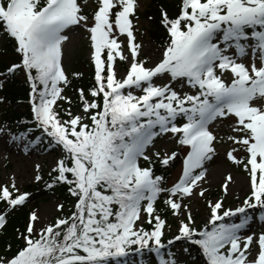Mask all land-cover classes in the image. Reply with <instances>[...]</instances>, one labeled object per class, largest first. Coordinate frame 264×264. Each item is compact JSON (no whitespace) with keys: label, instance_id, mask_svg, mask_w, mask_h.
<instances>
[{"label":"snow or ice","instance_id":"snow-or-ice-1","mask_svg":"<svg viewBox=\"0 0 264 264\" xmlns=\"http://www.w3.org/2000/svg\"><path fill=\"white\" fill-rule=\"evenodd\" d=\"M138 6V0H95L91 9L88 0H0V32L14 41L19 58L0 76L23 74L28 133L39 130L28 143L44 142L57 154L47 186H67L74 199L54 222L41 224L31 212L25 231L17 229L23 244L13 250L9 243L0 264H129L130 252L143 257L144 250L159 264H264V231L246 234L253 219L264 222V0H181L174 17L161 7L169 38L155 63L142 59L136 42ZM77 30L87 36L95 73L94 84L79 89L74 111L63 56ZM122 63L128 65L123 76ZM225 121L226 137L216 131ZM165 136L186 149L170 186L154 171L157 161L167 167L180 155L153 152ZM225 143L227 159L247 177V194L235 208L224 206L235 183L231 173L214 201L202 187L206 162ZM40 167L36 181L43 180ZM197 195L209 210L203 227L191 209ZM29 196L15 178L0 186V233ZM167 213L179 221L171 238Z\"/></svg>","mask_w":264,"mask_h":264},{"label":"rangeland","instance_id":"rangeland-1","mask_svg":"<svg viewBox=\"0 0 264 264\" xmlns=\"http://www.w3.org/2000/svg\"><path fill=\"white\" fill-rule=\"evenodd\" d=\"M153 1L154 0H138V19L133 18L136 42L142 45V59H148L150 63L159 61L162 58L164 51V47L153 42L150 39L149 34L146 33L147 29H149L151 25L149 21L142 16L143 11L151 5ZM167 1L179 2L181 0ZM88 4L91 9L95 6V0H88ZM121 39L124 38L121 37ZM4 41L3 37H0V49H2ZM79 56H84L92 64L89 41L86 34L82 30H77L71 33V40L64 48L63 64L68 74L71 72L72 62ZM127 71L128 65L126 63H122L120 65L121 76H123ZM20 78L25 81L23 74H20ZM184 90L190 92L194 91L187 87ZM66 94L71 97L67 92ZM79 110L80 108L77 110L75 109L74 111ZM5 121L6 120L3 117V103H0V129H2L0 130V186H10L12 179L15 178V182L20 191L30 194L27 204L32 211H36L38 213L40 223L47 224L54 222L55 219L62 213V211L58 209V205L63 203V201L54 193L47 191L44 185L46 177L49 176V173L55 164V156L57 154L51 153L39 155L35 149H31L28 145V141H33L36 136L28 139V137L25 138L21 135L18 136L5 132ZM229 123L230 121H225L223 124H218L216 126L217 134L225 137L230 134V128L228 127ZM13 136L17 137V139L14 140L12 138ZM26 147L28 149L27 151H25ZM227 148V143L218 144L217 155H215L211 161L206 162L205 166L208 170L206 177L207 182L202 183V187L207 189L205 196L214 201L223 195L221 185L224 183L227 175L231 173L235 178V183L230 185V193L224 200V206L235 208L242 203L245 195L247 194V177L240 168H237L227 159ZM177 150L180 152V155L175 160L176 165L170 169V175L167 179L169 186L179 178V174L182 169V158L183 155L186 154V149L179 148V146H177L174 141L169 140L167 136L158 138L156 141V147L153 149V152L159 151L162 155L165 152L170 153L171 151ZM238 155L242 156L243 153H239ZM37 164L41 166L39 169V174L43 176V180L41 181L35 180V176L38 174L36 169ZM66 209L67 208L64 210ZM191 209L195 216L197 226L203 227L207 223L209 216V210L207 208L205 198L199 197L198 195L194 196L191 199ZM247 211L253 217H257L260 212L259 209H249ZM167 219L168 223L171 225L170 230L167 232V236L168 238H171L173 235L177 234L179 221L172 215ZM234 222H238V220H235ZM145 227L150 229V226L147 224H145ZM260 231H264V222L259 219H253L250 222V228L247 230L246 234H251V232L259 233ZM181 243L182 242L177 243L172 248V251H178ZM128 256L131 260L130 263L133 261L139 263L141 260H145L148 257V259L155 258L159 261V258L156 257L155 253H148L147 250H144L143 257L135 252H130ZM193 257L197 260L200 259L197 256L195 249H193Z\"/></svg>","mask_w":264,"mask_h":264},{"label":"trees","instance_id":"trees-1","mask_svg":"<svg viewBox=\"0 0 264 264\" xmlns=\"http://www.w3.org/2000/svg\"><path fill=\"white\" fill-rule=\"evenodd\" d=\"M179 2H169L167 0H154L151 5H149L142 13L143 18L149 21L150 28L147 29L146 33L149 34L150 39L160 44L162 47L166 46L168 41V33L164 29L163 25L160 23L161 19V7H163L170 16H176L180 10ZM151 17V19H150ZM0 37L5 40L2 49H0V73H6V69L14 62H18V54L14 50V41L10 38L4 36L0 32ZM75 73H83L82 77H75ZM94 65L91 64L88 59L84 56H79L76 58L71 65V72L69 73L70 78L73 80L71 88L66 89V92L71 96L76 104L72 105L73 110L79 108V89L81 87L86 90L94 84ZM0 81H4V87L0 88V96L4 99L3 102V117L6 120L4 131L9 132L13 135H21V133H28V129L33 127L30 121L32 120L31 105L29 101V86L28 84L20 78L18 73L15 77L5 78V76H0ZM68 107L67 104L64 105ZM39 135V130L32 133H28L27 137L32 138ZM35 139L33 140V142ZM31 149H35L39 155L51 154L46 147V143H28ZM56 154V153H54ZM176 165V162H170V165L165 167L160 165L157 161L154 166V171L156 174L162 175L168 179L170 175V169ZM54 175V174H53ZM48 183H51L49 176L46 177V182L44 187L47 191L54 193L58 196L64 203L66 210H64L59 217L62 215H67L69 210L74 204V199L70 196L67 191V186L56 185L53 188H48ZM35 187L34 185H32ZM163 207V205H160ZM5 209V204L0 201V212ZM33 212L28 204L25 206L17 208L8 215V224L6 225V231L0 233V254H5L6 246L10 243L13 250L23 244V241L18 239L17 229L23 232L27 226L28 218L30 213ZM167 218L171 216L167 213ZM114 264V262H113ZM131 264H136L135 262ZM144 264H155L154 259L144 261Z\"/></svg>","mask_w":264,"mask_h":264}]
</instances>
